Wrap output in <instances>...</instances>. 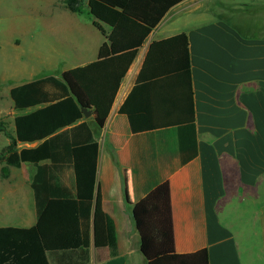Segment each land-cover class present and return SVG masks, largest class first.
Segmentation results:
<instances>
[{"label": "crops", "instance_id": "1", "mask_svg": "<svg viewBox=\"0 0 264 264\" xmlns=\"http://www.w3.org/2000/svg\"><path fill=\"white\" fill-rule=\"evenodd\" d=\"M209 1L188 0L166 15L140 49L103 129L96 128L93 111L85 116L100 145L97 192L118 238L116 256L110 248H96L92 218L89 264H149L163 255L205 248L210 264H264V0H225L222 13L207 6ZM88 3L82 13L62 3L69 13L44 21L71 47V55L59 58L68 63L63 72L99 59L107 36L96 23L112 32L91 14ZM190 11L202 15L193 14V20L177 27L176 17ZM73 15L83 16L82 21ZM240 17L248 19L246 30ZM180 33L190 38L198 156L183 165L177 129L156 131L160 183L137 199L133 133L120 109L151 44ZM21 167L26 178L0 181V227L32 228L38 223L32 188L37 169L28 163ZM63 183L75 191L73 172ZM57 186L48 183L46 188L62 190ZM80 262L76 253L51 260Z\"/></svg>", "mask_w": 264, "mask_h": 264}, {"label": "trees", "instance_id": "2", "mask_svg": "<svg viewBox=\"0 0 264 264\" xmlns=\"http://www.w3.org/2000/svg\"><path fill=\"white\" fill-rule=\"evenodd\" d=\"M188 0H89L91 14L111 26L93 63L60 75L37 76L10 91L15 135L0 152L1 172L32 164L38 223L32 228L0 227V264H51L59 255L78 254L89 264L92 218L95 246L118 255L113 218L97 192L100 145L82 107L93 111L96 128H104L121 85L148 37L175 7ZM82 13L85 0H63ZM133 133L132 158L136 197L160 183L155 132L176 128L182 164L198 156V133L190 54V38L180 33L151 44L135 85L124 101ZM0 131H3L0 126ZM40 142L37 147L22 145ZM73 172L75 191L63 181ZM55 183L58 188H46ZM57 186V187H58ZM43 196L44 199H43ZM149 264H210L207 248L187 254H167Z\"/></svg>", "mask_w": 264, "mask_h": 264}, {"label": "rangeland", "instance_id": "3", "mask_svg": "<svg viewBox=\"0 0 264 264\" xmlns=\"http://www.w3.org/2000/svg\"><path fill=\"white\" fill-rule=\"evenodd\" d=\"M225 2L211 0L207 6L222 13L220 7ZM62 3L63 0H0V126L3 129L0 131V152L11 143V137L15 135V118L21 114L14 107L11 89L40 75H60L68 66L59 58L71 55V47L44 25V21L59 20L63 11L69 13L68 9L62 8ZM207 9L211 10V16L212 8ZM197 13L185 12L173 22L182 27ZM198 15H202L201 12ZM73 16L82 21L83 16ZM247 20L239 19L243 30H246ZM4 165L0 163V181L27 177V170L22 167H11L10 175L3 177L1 169Z\"/></svg>", "mask_w": 264, "mask_h": 264}, {"label": "water", "instance_id": "4", "mask_svg": "<svg viewBox=\"0 0 264 264\" xmlns=\"http://www.w3.org/2000/svg\"><path fill=\"white\" fill-rule=\"evenodd\" d=\"M82 110H83L86 117H90L92 115V110H89L85 107H82Z\"/></svg>", "mask_w": 264, "mask_h": 264}]
</instances>
